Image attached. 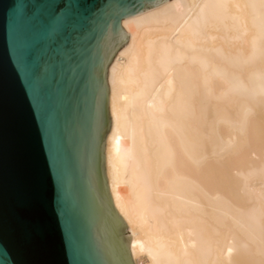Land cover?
Here are the masks:
<instances>
[{"label": "bare ground", "instance_id": "obj_1", "mask_svg": "<svg viewBox=\"0 0 264 264\" xmlns=\"http://www.w3.org/2000/svg\"><path fill=\"white\" fill-rule=\"evenodd\" d=\"M105 178L133 264H264V0L121 20Z\"/></svg>", "mask_w": 264, "mask_h": 264}, {"label": "water", "instance_id": "obj_2", "mask_svg": "<svg viewBox=\"0 0 264 264\" xmlns=\"http://www.w3.org/2000/svg\"><path fill=\"white\" fill-rule=\"evenodd\" d=\"M167 0H0V264H133L105 178L121 20Z\"/></svg>", "mask_w": 264, "mask_h": 264}]
</instances>
